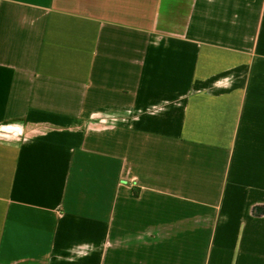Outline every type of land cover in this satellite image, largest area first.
Returning <instances> with one entry per match:
<instances>
[{"label":"crops","instance_id":"obj_1","mask_svg":"<svg viewBox=\"0 0 264 264\" xmlns=\"http://www.w3.org/2000/svg\"><path fill=\"white\" fill-rule=\"evenodd\" d=\"M0 264H264V0H0Z\"/></svg>","mask_w":264,"mask_h":264}]
</instances>
